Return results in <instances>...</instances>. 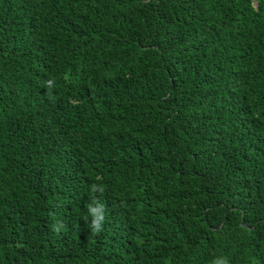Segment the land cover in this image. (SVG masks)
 <instances>
[{
  "label": "trees",
  "instance_id": "trees-1",
  "mask_svg": "<svg viewBox=\"0 0 264 264\" xmlns=\"http://www.w3.org/2000/svg\"><path fill=\"white\" fill-rule=\"evenodd\" d=\"M218 258L264 264V0H0V264Z\"/></svg>",
  "mask_w": 264,
  "mask_h": 264
},
{
  "label": "clouds",
  "instance_id": "clouds-1",
  "mask_svg": "<svg viewBox=\"0 0 264 264\" xmlns=\"http://www.w3.org/2000/svg\"><path fill=\"white\" fill-rule=\"evenodd\" d=\"M49 84H51V81H49ZM90 207V206H89ZM102 207V206H101ZM93 213L95 214V210H93ZM85 220L87 221V217H85ZM104 221V216H98L96 219L92 221V232H99L102 230V227H100L101 222ZM54 229L58 232L59 228L54 226ZM214 264H227L226 259L218 258L217 260L214 261Z\"/></svg>",
  "mask_w": 264,
  "mask_h": 264
},
{
  "label": "water",
  "instance_id": "water-1",
  "mask_svg": "<svg viewBox=\"0 0 264 264\" xmlns=\"http://www.w3.org/2000/svg\"><path fill=\"white\" fill-rule=\"evenodd\" d=\"M255 5H257V3H255Z\"/></svg>",
  "mask_w": 264,
  "mask_h": 264
}]
</instances>
